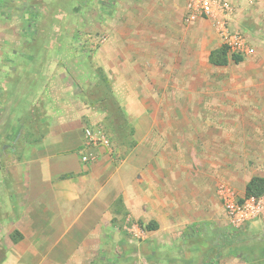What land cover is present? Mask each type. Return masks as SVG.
Here are the masks:
<instances>
[{
  "label": "crops",
  "instance_id": "0c3cea01",
  "mask_svg": "<svg viewBox=\"0 0 264 264\" xmlns=\"http://www.w3.org/2000/svg\"><path fill=\"white\" fill-rule=\"evenodd\" d=\"M228 1L229 26L254 54L216 66L209 56L223 45L220 21L192 29L200 19L189 17L187 0H123V61L97 66L135 143L87 147L85 128L107 113L83 105L46 118L44 134L0 144V264H109L122 241L136 248L154 233L215 221L216 189L177 154L190 144L191 118H230L233 133L264 144V0Z\"/></svg>",
  "mask_w": 264,
  "mask_h": 264
},
{
  "label": "rangeland",
  "instance_id": "374dc122",
  "mask_svg": "<svg viewBox=\"0 0 264 264\" xmlns=\"http://www.w3.org/2000/svg\"><path fill=\"white\" fill-rule=\"evenodd\" d=\"M199 19L189 27L218 26L217 19ZM0 59V144L44 134L46 118L83 105L107 113L101 125L86 128H102L113 144L135 143L134 127L97 66L103 59L112 67L123 61V0H0ZM223 121L192 117L190 144L177 147L192 160V173L207 174L216 189L215 221L154 233L136 248L122 241L112 247L109 264H123L132 252L125 264H264V195L244 199L249 180L264 174V144H248L247 134L233 133L230 118Z\"/></svg>",
  "mask_w": 264,
  "mask_h": 264
},
{
  "label": "built area",
  "instance_id": "2783aa9c",
  "mask_svg": "<svg viewBox=\"0 0 264 264\" xmlns=\"http://www.w3.org/2000/svg\"><path fill=\"white\" fill-rule=\"evenodd\" d=\"M189 17L193 20L217 19L219 22V30L223 45L229 48L231 55H239L242 58L254 54V49L249 46L247 39L229 26V20L234 12V7L228 0H189ZM85 138L87 147H105L111 148L112 140L110 136L102 129L85 128ZM83 161L87 162L88 158L83 157ZM253 201L255 199H252ZM231 212H240L239 207L230 204ZM129 231L130 228H127Z\"/></svg>",
  "mask_w": 264,
  "mask_h": 264
},
{
  "label": "trees",
  "instance_id": "16d2710c",
  "mask_svg": "<svg viewBox=\"0 0 264 264\" xmlns=\"http://www.w3.org/2000/svg\"><path fill=\"white\" fill-rule=\"evenodd\" d=\"M230 60L235 63H240L243 58L239 55H231L229 53V48L225 45H222L220 48L213 50L210 53L209 61L216 66H227ZM101 82L105 85L111 92L112 88L110 86L109 80L107 79L104 73H101L100 76ZM264 195V177L254 176L246 184L245 188V200L249 199H259ZM146 228L148 230H157L158 225L155 222H150Z\"/></svg>",
  "mask_w": 264,
  "mask_h": 264
}]
</instances>
